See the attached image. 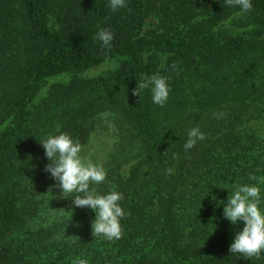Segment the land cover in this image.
<instances>
[{"label": "trees", "instance_id": "1", "mask_svg": "<svg viewBox=\"0 0 264 264\" xmlns=\"http://www.w3.org/2000/svg\"><path fill=\"white\" fill-rule=\"evenodd\" d=\"M252 4L241 15L225 0H127L117 12L108 0H0V264H264L230 254L239 225L219 202L233 184L264 195V147L248 129L264 124V0ZM145 73L168 77L163 108L132 94ZM101 114L115 143L96 188L123 194L121 238L92 235L94 213L74 206L72 238L59 224L32 229L50 182L39 143L59 126L84 146ZM194 126L205 139L186 153Z\"/></svg>", "mask_w": 264, "mask_h": 264}, {"label": "clouds", "instance_id": "2", "mask_svg": "<svg viewBox=\"0 0 264 264\" xmlns=\"http://www.w3.org/2000/svg\"><path fill=\"white\" fill-rule=\"evenodd\" d=\"M229 7L239 9L238 14L252 11V0H225ZM112 12L127 7V0H108ZM98 40L104 49H110L114 40V33L110 29L100 28ZM148 91L151 102L163 108L171 92L169 79L160 74L145 73L133 90V95L141 98ZM57 134L47 135L39 143L45 154L47 163L43 171L54 181L53 187L59 188L60 194L71 196L74 207L91 210L94 219L91 222L92 235L102 236L107 240L120 239L122 236L121 220L127 212L121 205L124 199L122 193L111 190L106 194L97 191L96 186L107 180L105 167L91 159V155H83L85 149L79 140L66 132L56 129ZM205 134L198 126L191 127L187 133V140L183 145L187 153L200 141ZM166 173L171 175L174 169L169 167ZM229 192V191H228ZM223 205V217L232 226L239 225V231L233 234L229 246L230 254L239 255L247 259H260L264 254V195L261 188L255 184H233L231 196L226 201H219ZM243 227H240V225Z\"/></svg>", "mask_w": 264, "mask_h": 264}, {"label": "rangeland", "instance_id": "3", "mask_svg": "<svg viewBox=\"0 0 264 264\" xmlns=\"http://www.w3.org/2000/svg\"><path fill=\"white\" fill-rule=\"evenodd\" d=\"M217 0H204L206 6L213 5ZM236 22L227 23L226 25H236ZM148 27H158V21L156 19H149L147 22ZM113 63H108L103 67L94 70L90 73L89 76H96L108 70H113ZM67 80V77L61 76L52 78L46 81L40 95L45 92V90L54 83L64 82ZM250 132L254 133L257 137L260 146L264 147V124L261 123H251L248 126ZM115 143V132L111 122V118L107 114H101L93 130L88 136L87 143L84 145L83 155H91V159L94 162L102 164L106 171L109 168L108 161L112 153L113 145ZM129 167L123 169V174H127ZM37 171H43V169ZM36 173V171H35ZM49 183H43L38 188V194L36 196L37 201L39 202L38 208L35 212V215L30 219L29 226L32 229H37L40 227H49L55 224L63 225L65 230V237L67 239L72 238L77 232L78 227H73L75 225H68L66 222L70 219L73 204L70 200L71 196L65 197L63 194H60L59 188L53 187L54 181L47 177ZM71 226V227H70ZM66 230V228H69Z\"/></svg>", "mask_w": 264, "mask_h": 264}]
</instances>
